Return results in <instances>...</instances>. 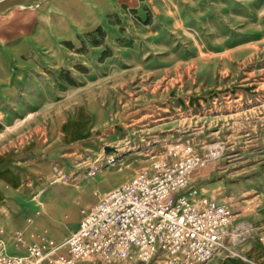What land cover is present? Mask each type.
I'll use <instances>...</instances> for the list:
<instances>
[{
	"label": "rangeland",
	"instance_id": "374dc122",
	"mask_svg": "<svg viewBox=\"0 0 264 264\" xmlns=\"http://www.w3.org/2000/svg\"><path fill=\"white\" fill-rule=\"evenodd\" d=\"M197 6L187 2L168 17L147 7L117 20L114 31L92 42L75 63L49 74L40 96L18 98L34 104L29 112L8 107V123L0 115V150L27 145L40 150V161L72 157L41 175L40 193L52 183L84 185L78 196L93 199L102 183L134 177L175 145H191L202 156H217L194 172L186 193L232 204L238 223L261 239L264 0L243 8ZM80 107L91 116L77 113ZM73 193L65 189L53 200L70 205ZM98 202L85 207L80 200L84 209ZM70 209L68 223L79 214L76 206Z\"/></svg>",
	"mask_w": 264,
	"mask_h": 264
},
{
	"label": "crops",
	"instance_id": "0c3cea01",
	"mask_svg": "<svg viewBox=\"0 0 264 264\" xmlns=\"http://www.w3.org/2000/svg\"><path fill=\"white\" fill-rule=\"evenodd\" d=\"M191 1L197 7L210 9L220 8L223 2L243 8L250 0H0V115L8 123L11 119L8 107L15 105L18 110L29 112L34 104L28 99L22 102L18 98L34 96L49 74L75 63L77 57L92 46V42L110 30L114 31L117 20H129L133 14L142 15L147 7L159 16L168 17L172 15L169 14L173 13L172 9L182 8ZM36 95L40 96V92ZM80 109L88 113L82 107L77 113ZM67 137L71 139L69 135ZM63 160L72 161V157L54 154L40 161V150L27 145L0 150V229L5 231V239L16 231H22L28 240L31 233H45L62 243L79 228L81 209H84L80 200L89 207L99 201L102 194L134 175L133 172L116 183H102L103 187L95 191L96 197L84 201L78 196L84 185L76 189L52 183L43 188L48 197L40 206V177L50 174L52 164H61ZM106 174L100 176L103 181ZM68 188L74 192L68 199L70 205L63 203L60 197H56L59 202L53 200L56 193ZM51 201L57 212L50 207ZM73 206L78 208L79 214L72 223H68L70 207ZM256 222L264 224V209ZM232 249L234 253L222 252L208 264H264V243L259 237H251ZM10 251L25 253L13 247Z\"/></svg>",
	"mask_w": 264,
	"mask_h": 264
},
{
	"label": "built area",
	"instance_id": "2783aa9c",
	"mask_svg": "<svg viewBox=\"0 0 264 264\" xmlns=\"http://www.w3.org/2000/svg\"><path fill=\"white\" fill-rule=\"evenodd\" d=\"M202 156L178 144L150 168L103 194L62 243L0 229V264H208L251 236L232 204L186 193L194 172L217 153ZM264 243V233L261 237ZM24 250L13 253L10 248Z\"/></svg>",
	"mask_w": 264,
	"mask_h": 264
},
{
	"label": "bare ground",
	"instance_id": "6f19581e",
	"mask_svg": "<svg viewBox=\"0 0 264 264\" xmlns=\"http://www.w3.org/2000/svg\"><path fill=\"white\" fill-rule=\"evenodd\" d=\"M61 175V174H60ZM193 193L195 194V196H196V194H197V192L196 191H193ZM47 194L45 195V193H43V191L40 193V206L42 205V203H43V201H45L46 199H47ZM53 201V200H52ZM52 201L50 202V207L53 209V207H52ZM59 202V201H58ZM54 210V209H53ZM55 212H57V210H54ZM59 216V215H58ZM57 216V218H59Z\"/></svg>",
	"mask_w": 264,
	"mask_h": 264
}]
</instances>
